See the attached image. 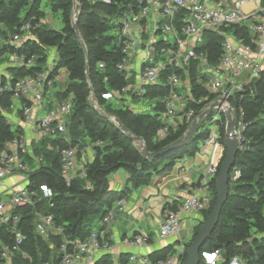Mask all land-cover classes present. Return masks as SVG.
<instances>
[{"label": "built area", "instance_id": "2783aa9c", "mask_svg": "<svg viewBox=\"0 0 264 264\" xmlns=\"http://www.w3.org/2000/svg\"><path fill=\"white\" fill-rule=\"evenodd\" d=\"M88 1L109 5L117 0ZM125 6L118 20L122 59L116 65L128 80L120 88L121 97H125L129 106L135 101L131 93L138 99H147L146 85L165 84L168 92L162 100L160 115L164 126L157 129L156 135L162 137L169 126L186 124L184 137L198 121L201 123L197 131H208L199 142V151L209 155L206 171L196 180L190 179L191 191L176 208L166 205L161 211L157 236L177 239L175 251L155 261L147 256H130L131 261L139 264H184L183 219L211 206L210 182L218 174L225 150L220 141V127L225 133L228 118L233 120L239 150L243 149L244 132L251 124L246 120L244 102L253 99L264 85V0H126ZM76 16L77 10L72 13V20ZM34 19L32 15L16 31L7 30L6 35H0V109L6 114V123L16 129L12 137L0 140V264H14L19 255L33 262L31 254L22 250L28 238L23 230L26 221L23 211L34 216V229L39 236L49 238L64 232L53 214L37 208L42 200L52 206L54 193L46 184L32 186L30 175L47 166L45 154L35 153L33 145L46 141L49 142L46 149L52 150L53 139L61 138L67 143L54 147L58 154L59 175L67 184L75 178L87 177L90 161L86 151L94 155L90 144H72L67 138L72 97L58 98L54 91L55 84L65 82L61 68H56L52 62L48 68L46 60L39 71L24 76L14 72L37 66L36 53L21 51L39 26V22L33 23ZM3 26L0 21V27ZM212 35L220 40V54L215 62L210 44ZM99 67L104 68V63L100 62ZM193 77L206 94L196 96L191 82ZM48 94L52 95L54 105L47 104ZM5 97L8 110L2 106ZM102 97L115 99L110 91ZM148 100L152 105L154 100ZM261 104L258 117L264 121V98ZM210 106V112L204 113ZM213 124L217 130L212 135ZM185 158L189 157L182 159ZM240 174L241 170L234 167L229 179L235 181ZM86 188L91 189V184L87 183ZM125 206V198L117 199L84 239L63 235L55 253L40 264H95L99 252L112 248L111 228ZM150 241L148 234L138 232L128 244L143 247ZM53 247L50 242L49 248ZM200 257L202 264H248L239 255L225 262L220 249L201 251Z\"/></svg>", "mask_w": 264, "mask_h": 264}, {"label": "trees", "instance_id": "16d2710c", "mask_svg": "<svg viewBox=\"0 0 264 264\" xmlns=\"http://www.w3.org/2000/svg\"><path fill=\"white\" fill-rule=\"evenodd\" d=\"M78 1L80 6L76 8L77 12L79 11L77 23L85 49L72 28V0L47 1L50 10L61 18L60 30L51 28L45 22V13L41 9L42 0H0V21L4 24L0 27V35L16 31L32 15L35 16L33 23L39 22V26L33 30L34 36L21 47V51L38 55L37 66L14 70L15 74L24 76L39 71L47 60V49L54 48L57 54L56 68H64L68 73L67 81L55 84L56 95L58 98L72 97L67 138L69 143H79L81 146L90 144L93 147L94 155L87 167V177L75 178L69 184L59 175L58 154L54 150V147L67 143L61 138H56L51 142L52 150L45 148L46 141H42L36 149L37 153L45 154L47 166H42L30 175L32 186L46 184L54 193L52 206L42 200L37 208L53 214L56 223L64 227L63 235L71 239L87 237L96 227L101 215L111 208L117 199L126 197L127 188L120 191L109 188V174L124 168L128 173V183H132L136 188L147 185L153 176L168 174L179 157L194 155L199 150L200 140L208 134L207 130H199L189 142L147 160L132 140L110 119L98 112L91 99L90 85L102 109L119 119L132 134L143 137L149 151L160 150L178 140L187 128L186 124L172 125L162 137L156 135L157 129L164 126L160 115L163 111L162 100L168 92L165 84L145 86V97L154 100L150 108L145 110L132 109L125 103V97H121L120 88L128 80L125 78V72L116 68L122 59L117 31L118 20L126 7V0H117L109 5L92 4L88 0ZM210 44L215 53L212 61L215 62L216 56L220 54V40L212 35ZM100 62L104 63V68L99 67ZM191 82L196 88V96L206 94V90L197 86L195 77L191 78ZM109 91L114 94V100L102 97L103 93ZM131 94L132 99L136 101L138 98ZM263 98L262 84L256 96L244 102L246 120L251 124L244 132L245 144L237 153L229 178L234 167L240 169L241 174L235 181L229 179V194L222 207L219 222L200 250L220 249L225 262L232 256L239 255L248 264H264V121L258 117L262 110ZM2 106L8 110L6 97L2 99ZM15 133L16 129L6 123V114L0 109V140L10 138ZM224 135V129L220 127V141L223 144ZM97 141L102 144L96 145ZM224 155L225 150L223 157ZM216 176L210 182L211 206L199 213L200 217L191 229V237L184 242L185 250L210 213L216 199ZM87 183L91 184V189L86 188ZM176 206L177 204L172 205L175 208ZM23 213L26 218L23 230L28 238L22 245V250L31 254L33 262L30 263L19 255L15 257L14 264H40L41 261L49 259L52 252L55 253L63 235L54 234L49 238L39 236L34 229V216L27 215V210ZM50 242L54 244L52 249L49 248ZM174 251L173 244H170L150 253L149 259L155 261ZM111 261L109 256H103L98 258L95 264H111Z\"/></svg>", "mask_w": 264, "mask_h": 264}, {"label": "crops", "instance_id": "0c3cea01", "mask_svg": "<svg viewBox=\"0 0 264 264\" xmlns=\"http://www.w3.org/2000/svg\"><path fill=\"white\" fill-rule=\"evenodd\" d=\"M51 96V94L47 95V104L51 103L54 105ZM48 143L46 142V144ZM38 147V144L33 145L35 153H37L36 149ZM92 156V151L87 150L86 157L89 161L92 160ZM188 157L183 161H178L168 174L161 177L153 176L147 185H143L144 187L136 188V191L131 192V194L126 193V197L124 196L126 206L123 211L119 212L111 228L113 246L109 250L99 252L97 259L109 256L112 260L111 264H139L137 261H131L130 256H147L149 258L150 253L170 244H173L174 249H176L177 239L158 238L157 227L161 220L163 207L181 202L185 195L191 191L189 185L190 179L196 180L206 171V165L209 161L208 153L198 150L194 155ZM181 165L183 168H180ZM126 174L127 179L128 173ZM127 184H129L127 181L126 183H122L116 178L108 180L109 188L116 191L125 190L126 188L131 190ZM153 204L159 206V214L157 215L152 211ZM199 217V213L185 216L183 219L184 227V220L192 218L195 221V225ZM138 232H144L151 237L149 245L134 247L128 244V240ZM190 233L191 230L187 234L181 232V241L183 242V238L186 241Z\"/></svg>", "mask_w": 264, "mask_h": 264}, {"label": "water", "instance_id": "95a60500", "mask_svg": "<svg viewBox=\"0 0 264 264\" xmlns=\"http://www.w3.org/2000/svg\"><path fill=\"white\" fill-rule=\"evenodd\" d=\"M73 1V12L76 11L77 6H80L78 0ZM79 15V11L77 12V16L75 20H72V28L75 31L77 37L79 38L80 42L83 44L85 49V45L80 37L77 18ZM87 54V52H86ZM87 60V55H86ZM87 76L89 78V72L87 71ZM89 82V80H88ZM90 83V82H89ZM91 90V99L95 103V108L98 110L100 114L110 119L120 130L128 137V139L132 140L136 147L139 149L140 154L144 157V159L150 160L153 159L165 152L173 150L174 148L180 147L183 144L190 141L193 135L197 132L200 121L196 122V124L187 132L184 137L179 138L178 140L174 141L173 143L161 148L157 151H149L145 140L141 136H137L132 134L129 129L115 116H111L107 114L101 107L100 102L96 98L93 88L90 85ZM212 109L210 106L204 113H209ZM228 123L226 126L225 138H224V148H225V155L220 163L219 171L216 176L215 181V189H216V199L211 207L210 213L206 217V219L202 222L196 236L191 241L190 245L186 249V260L184 264H199L201 257H200V250L203 246L204 242L210 238L212 232L214 231L216 225L219 222L220 214L222 211V207L225 204L228 194H229V175L230 170L234 166L236 161V156L239 150L238 147V136L235 133V122L228 118Z\"/></svg>", "mask_w": 264, "mask_h": 264}, {"label": "rangeland", "instance_id": "374dc122", "mask_svg": "<svg viewBox=\"0 0 264 264\" xmlns=\"http://www.w3.org/2000/svg\"><path fill=\"white\" fill-rule=\"evenodd\" d=\"M47 1H48V0H42V2H41V9H42V10L44 11V13H45L44 20H45V22H47V23L49 24V26H50L51 28H54V29H56V30H60L61 27H62V21H61V18H60V16H59V14H55V13H53V12L50 10ZM117 32H118V31H117ZM47 53H48V55H47V64L49 65L48 68H50V67H51V65H50L51 62H52V64L56 65L57 54H56V52L54 51V48H52V47H49V48L47 49ZM52 59H53V61H52ZM60 73L62 74V79H64L65 81H67V73H66V70H65L64 68H61V69H60ZM134 90H135V89H134ZM125 96H127V95H125ZM125 102H126V104L128 105V102H127V101H125ZM129 106H130L131 108H133V109H136V108H137V110L141 111V110H145V109H146V108H141V107H147V108L150 107V101H149L148 99H145V98H141V97H140V98L137 99L136 101H134V102H130V103H129ZM216 130H217V126H215V124L211 125V134H212V135H213V134H216ZM185 156H189V155H183L182 157H179V158L177 159L176 163H177L178 161H183L182 158L185 157ZM126 173H127V172L124 170V168H120V169L116 170L115 172L109 174V176H108V180H111L112 178H116V179H119L122 183H126V181H127V179H126L127 174H126ZM127 186L131 188V190L126 189V190H128V191H127L128 194H131V192L136 191V187L133 186L132 183L127 184ZM141 187H142V186H141ZM143 187H144V186H143ZM155 193H156V191H155ZM158 209H159V206H156V204H153V205H152V211H153L156 215L159 214V213H158ZM184 221H185V227H184V225H183L182 232L185 233V234H187V233L190 232V230H191L192 227L194 226L195 221H194L192 218L186 219V220H184ZM191 235H192V234L190 233V236L186 239V241L191 237ZM184 242H185V239L183 238V243H184Z\"/></svg>", "mask_w": 264, "mask_h": 264}]
</instances>
